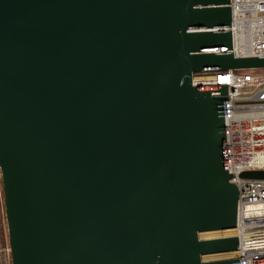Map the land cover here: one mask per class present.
Listing matches in <instances>:
<instances>
[{
    "label": "water",
    "instance_id": "obj_1",
    "mask_svg": "<svg viewBox=\"0 0 264 264\" xmlns=\"http://www.w3.org/2000/svg\"><path fill=\"white\" fill-rule=\"evenodd\" d=\"M232 0H0V170L12 264H239ZM246 179H264L247 171Z\"/></svg>",
    "mask_w": 264,
    "mask_h": 264
},
{
    "label": "built area",
    "instance_id": "obj_2",
    "mask_svg": "<svg viewBox=\"0 0 264 264\" xmlns=\"http://www.w3.org/2000/svg\"><path fill=\"white\" fill-rule=\"evenodd\" d=\"M233 53L237 58L264 57V0H232ZM194 86L228 85L223 103L228 172L239 191V264H264V179H246L264 171V67L193 75ZM209 257V256H206ZM204 258V257H203Z\"/></svg>",
    "mask_w": 264,
    "mask_h": 264
},
{
    "label": "rangeland",
    "instance_id": "obj_3",
    "mask_svg": "<svg viewBox=\"0 0 264 264\" xmlns=\"http://www.w3.org/2000/svg\"><path fill=\"white\" fill-rule=\"evenodd\" d=\"M233 234L234 232L224 233V231H218V232L202 234L200 237L201 239L206 240V239L230 237L233 236ZM233 257L234 256L228 254L213 255L206 257L204 260L205 261L223 260V259H230ZM0 264H12L1 170H0Z\"/></svg>",
    "mask_w": 264,
    "mask_h": 264
},
{
    "label": "bare ground",
    "instance_id": "obj_4",
    "mask_svg": "<svg viewBox=\"0 0 264 264\" xmlns=\"http://www.w3.org/2000/svg\"><path fill=\"white\" fill-rule=\"evenodd\" d=\"M226 232H233L232 230H228V231H224V233ZM208 233H211V232H208ZM204 234H207V233H204ZM228 255H232V256H235V253H229ZM206 257H204L205 259Z\"/></svg>",
    "mask_w": 264,
    "mask_h": 264
}]
</instances>
